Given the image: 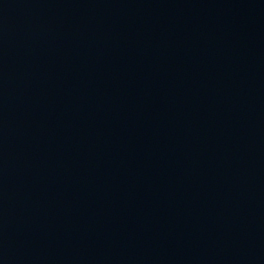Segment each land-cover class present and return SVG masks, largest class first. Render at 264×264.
<instances>
[{"label":"water","instance_id":"1","mask_svg":"<svg viewBox=\"0 0 264 264\" xmlns=\"http://www.w3.org/2000/svg\"><path fill=\"white\" fill-rule=\"evenodd\" d=\"M0 264H264V0H0Z\"/></svg>","mask_w":264,"mask_h":264}]
</instances>
